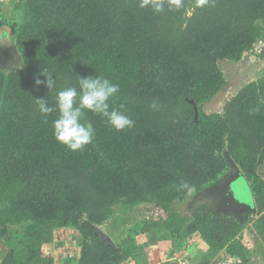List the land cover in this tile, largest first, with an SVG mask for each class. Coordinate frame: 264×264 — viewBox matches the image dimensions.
Returning <instances> with one entry per match:
<instances>
[{
	"label": "trees",
	"instance_id": "1",
	"mask_svg": "<svg viewBox=\"0 0 264 264\" xmlns=\"http://www.w3.org/2000/svg\"><path fill=\"white\" fill-rule=\"evenodd\" d=\"M157 2L162 11L151 0H19L20 16L0 9V26L13 27L23 58L0 68V264H58L44 245L61 230L75 233L77 248L59 264H148L137 253L149 233L173 243L199 233L207 250L198 264L221 253L250 263L264 236V67L223 112L205 105L228 83L219 62H240L264 39V0ZM43 69L54 90L36 85L47 79ZM98 75L119 85L110 107L135 126L116 131L85 110L94 139L72 151L53 135L58 110L44 117L35 99L56 109L58 91H79V76ZM235 166L256 213L219 212L210 199L174 212ZM118 205L146 206L155 217L108 239L99 225Z\"/></svg>",
	"mask_w": 264,
	"mask_h": 264
},
{
	"label": "rangeland",
	"instance_id": "2",
	"mask_svg": "<svg viewBox=\"0 0 264 264\" xmlns=\"http://www.w3.org/2000/svg\"><path fill=\"white\" fill-rule=\"evenodd\" d=\"M19 0H0V9L10 15L20 16V11L14 10V4ZM264 39H261L253 51L246 54L240 62H231L228 60L220 61L219 64L223 69L228 80L227 85L215 96V98L205 105V109L211 112H223L225 103L234 96L242 86L252 80L259 78L262 75L264 67ZM23 58L18 49L13 46L12 51L9 53H0V68L11 70L22 65ZM263 171V165H262ZM242 189V188H241ZM214 188L208 190L206 193L191 195L188 203L175 204L174 212L181 214L182 212H191L194 208L193 202L199 203L201 200L208 201L213 198ZM149 208L146 206L137 207L134 212L121 205L116 206V214L99 225L102 233L111 239L120 236L123 231L136 225L139 220L143 218L153 219ZM246 213H242L244 216ZM76 235L72 231H59L55 241L48 243L45 246V252L52 257L59 259L65 250L73 251L77 248ZM262 246V247H261ZM260 245H256L251 255V263L264 264V238ZM139 251L137 255H143L144 259L148 262L157 264H166L172 262L177 264H198L202 254L207 250V245L203 241L201 235L196 233L191 237L180 240L176 245L171 244L169 240H163L158 233H149L146 236L139 237ZM176 253H170V251ZM1 257V256H0ZM223 259V256L220 257ZM146 263V262H145ZM132 264H135L132 262Z\"/></svg>",
	"mask_w": 264,
	"mask_h": 264
},
{
	"label": "clouds",
	"instance_id": "3",
	"mask_svg": "<svg viewBox=\"0 0 264 264\" xmlns=\"http://www.w3.org/2000/svg\"><path fill=\"white\" fill-rule=\"evenodd\" d=\"M150 0H141V7L149 5ZM152 8L159 12L163 5L151 0ZM46 80L37 78V86L44 84L54 90L55 80L46 69L42 70ZM120 88L111 80L101 76H79V91L76 87H67L56 93V109L50 107L46 98L35 99L37 110L44 117L58 110V118L52 122L55 139L72 151L82 150L94 139V126L84 119L85 110L105 118L106 123L116 131H123L135 126V121L118 108L110 107V100L117 96ZM78 98V100H77ZM122 107V106H121ZM151 108L156 109L153 102ZM187 185H185L186 187Z\"/></svg>",
	"mask_w": 264,
	"mask_h": 264
},
{
	"label": "water",
	"instance_id": "4",
	"mask_svg": "<svg viewBox=\"0 0 264 264\" xmlns=\"http://www.w3.org/2000/svg\"><path fill=\"white\" fill-rule=\"evenodd\" d=\"M3 31H7L11 35L13 27L11 25H3L0 27V33H3ZM236 185H238L240 189L242 188L239 191L240 196L235 192L234 187ZM213 188V196L217 198V202H219V198H226L225 200H227L226 205H221V208H216L217 211L231 214H242L250 210L254 213L257 212V206L250 183L243 171L237 166H235L234 171ZM108 239L110 238L108 237Z\"/></svg>",
	"mask_w": 264,
	"mask_h": 264
},
{
	"label": "flooded vegetation",
	"instance_id": "5",
	"mask_svg": "<svg viewBox=\"0 0 264 264\" xmlns=\"http://www.w3.org/2000/svg\"><path fill=\"white\" fill-rule=\"evenodd\" d=\"M8 25H10V24H8ZM12 35H13L12 33L10 35L7 31H3V33H0V53L5 54V53H9L12 51V47L14 46V41L12 40L13 39ZM234 189H235V192L238 193V195H239V191L241 190L240 187L238 185H236L234 187ZM225 199L219 198V202H217V198L215 196H213V198L211 199V203L215 208H221V205L223 206V205L227 204V200H225ZM213 202H214V204H213Z\"/></svg>",
	"mask_w": 264,
	"mask_h": 264
},
{
	"label": "crops",
	"instance_id": "6",
	"mask_svg": "<svg viewBox=\"0 0 264 264\" xmlns=\"http://www.w3.org/2000/svg\"><path fill=\"white\" fill-rule=\"evenodd\" d=\"M263 173H264V164H263ZM264 238V236H261V239H260V241L258 242V245H260L261 246V242H262V239ZM167 241V240H166ZM171 244H173V247H174V245H176L178 242H175V243H173V241H169ZM48 244V243H47ZM45 246H46V244L44 245V251H45ZM3 247V246H2ZM262 247V246H261ZM170 253H174V254H172V256H174V255H176V253L175 252H173L172 250L170 251ZM221 255L223 256V259H221L220 257H221ZM139 256H143V255H139ZM203 256H204V254H202L201 255V257H200V259H199V261H198V263L202 260V258H203ZM1 258V257H0ZM148 264H155V263H152V262H148ZM156 264H157V262H156ZM211 264H239V263H237V260H236V258H233V257H230V256H228L227 254H225V253H221L220 255H219V257L215 260V261H213ZM249 264H258V263H249Z\"/></svg>",
	"mask_w": 264,
	"mask_h": 264
}]
</instances>
